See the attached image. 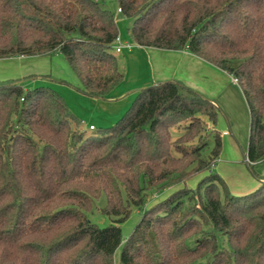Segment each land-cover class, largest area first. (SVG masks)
<instances>
[{"label":"trees","instance_id":"trees-1","mask_svg":"<svg viewBox=\"0 0 264 264\" xmlns=\"http://www.w3.org/2000/svg\"><path fill=\"white\" fill-rule=\"evenodd\" d=\"M105 1L0 0V60L60 53L84 95L109 96L125 73ZM115 1L134 44L188 50L238 80L250 114L246 161L264 160V0ZM218 116L182 81H158L113 126L87 135L56 92L0 81V264H264V176L224 202L217 176L201 183L204 199L186 186L219 159ZM178 185L145 209L147 191ZM101 201L106 228L87 217ZM134 209L142 217L126 240L121 224Z\"/></svg>","mask_w":264,"mask_h":264},{"label":"rangeland","instance_id":"rangeland-1","mask_svg":"<svg viewBox=\"0 0 264 264\" xmlns=\"http://www.w3.org/2000/svg\"><path fill=\"white\" fill-rule=\"evenodd\" d=\"M105 2L117 23L122 42L132 43L133 48L131 51H136L138 47L133 43L129 34L132 22L118 12L115 0H106ZM112 54L116 56L120 69L126 76L127 52L117 53L114 47ZM141 72L145 75L144 67L141 68ZM5 80H19L26 90L43 87L56 92L63 98L69 110L76 117L78 116L76 112L82 116L94 113L92 108L95 107V104L93 102H88L89 104L86 106L83 105L85 103L84 99L89 101L91 99L78 89L81 87L80 81L73 73L65 57L60 53L52 57H13L0 61V81ZM137 94L132 102H134ZM208 99L212 100L219 109L216 130L220 132L222 137L221 153L219 159L209 170L191 177L187 181L186 186L188 189L195 191L198 194V198L204 199L205 188L202 186L204 184L201 185V183L211 176H217L218 178L215 181L219 187L220 200L224 202L227 194L239 197L252 193L257 189L258 185L254 186L258 182V177L264 176V160L259 161L253 167H249L246 161L250 134V114L239 84L232 83L226 88H222L214 99ZM96 114H98V110H96ZM120 119L121 117L116 119L111 125L106 126H113ZM97 132L98 130L91 131L86 127L87 135L96 134ZM224 132H226V135H224ZM180 134V131H173L174 138H177ZM209 149H213V143H211ZM181 188H183V185L160 191L156 189L147 191L145 209L151 208L153 205L165 200L169 195L179 191ZM188 200V197L184 198L183 202L185 205H188ZM103 204V201L97 203L96 208L92 212L87 213L88 219L100 228H106L112 223V219L101 211ZM141 217L142 212L134 209L128 219L121 224L124 239L127 240L130 237ZM205 229L206 231H212L210 224L206 225ZM217 238L221 248H229L224 236L217 234ZM121 250L120 247L115 253L116 262L119 261Z\"/></svg>","mask_w":264,"mask_h":264},{"label":"crops","instance_id":"crops-1","mask_svg":"<svg viewBox=\"0 0 264 264\" xmlns=\"http://www.w3.org/2000/svg\"><path fill=\"white\" fill-rule=\"evenodd\" d=\"M136 46L138 47L136 51H131L132 49L123 51L128 54L126 57L127 72L123 83L105 98H90L91 101L84 99V106L88 105V102L95 104L92 108L93 114L82 116L76 112L77 117L84 122L87 128L90 126L96 129L109 127L106 125H111L126 113L125 111L133 103V98L137 93L158 81L173 79L182 81L188 87L211 99H214L222 88L232 83L236 84L226 72L188 50L164 51ZM142 67L146 71L145 75L141 72ZM1 73L4 74L2 71ZM257 185L259 186V181L254 187Z\"/></svg>","mask_w":264,"mask_h":264},{"label":"built area","instance_id":"built-area-1","mask_svg":"<svg viewBox=\"0 0 264 264\" xmlns=\"http://www.w3.org/2000/svg\"><path fill=\"white\" fill-rule=\"evenodd\" d=\"M118 12L121 13V9H118ZM133 47V44L132 43H125V42H122L121 38L119 37L117 40H116V43H115V49H116V52L117 53H121L123 52L124 50H131ZM233 82L234 83H238V80L233 78ZM90 129H94V126H90Z\"/></svg>","mask_w":264,"mask_h":264}]
</instances>
